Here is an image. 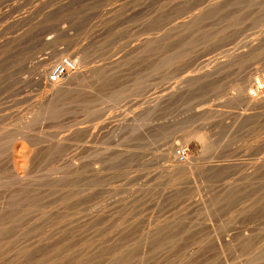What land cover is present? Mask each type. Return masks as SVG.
Wrapping results in <instances>:
<instances>
[{"label":"rangeland","instance_id":"obj_1","mask_svg":"<svg viewBox=\"0 0 264 264\" xmlns=\"http://www.w3.org/2000/svg\"><path fill=\"white\" fill-rule=\"evenodd\" d=\"M0 264H264V0H0Z\"/></svg>","mask_w":264,"mask_h":264},{"label":"built area","instance_id":"obj_2","mask_svg":"<svg viewBox=\"0 0 264 264\" xmlns=\"http://www.w3.org/2000/svg\"><path fill=\"white\" fill-rule=\"evenodd\" d=\"M68 64V59L66 58L54 64L47 79L48 83H59L68 73ZM175 154L178 160L185 161L189 157V150L187 148H178Z\"/></svg>","mask_w":264,"mask_h":264},{"label":"bare ground","instance_id":"obj_3","mask_svg":"<svg viewBox=\"0 0 264 264\" xmlns=\"http://www.w3.org/2000/svg\"><path fill=\"white\" fill-rule=\"evenodd\" d=\"M68 68H69V70H68V73H67V75H69V74H71V73H73L75 70H76V67H75V64L71 61V60H69L68 59ZM66 75V76H67ZM65 76V77H66ZM64 77V78H65ZM63 78V79H64ZM63 79L59 82V83H61L62 81H63ZM48 82V81H47ZM59 83H55V84H50V83H48V84H50V85H56V84H59ZM248 100V103L250 104V105H252V106H254V105H257L258 106V103H259V98L257 97H249V98H247ZM243 100V99H242ZM262 102V101H261ZM161 104V103H160ZM171 155V154H170ZM170 157V156H169ZM175 160V159H174ZM173 162V161H172ZM180 163V162H179ZM177 165V164H176ZM176 165H174V166H176ZM182 167V166H181ZM175 168V167H174ZM184 169V168H183ZM189 170V169H188Z\"/></svg>","mask_w":264,"mask_h":264}]
</instances>
